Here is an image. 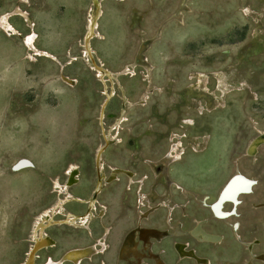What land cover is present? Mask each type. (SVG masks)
Wrapping results in <instances>:
<instances>
[{"label": "rangeland", "instance_id": "obj_1", "mask_svg": "<svg viewBox=\"0 0 264 264\" xmlns=\"http://www.w3.org/2000/svg\"><path fill=\"white\" fill-rule=\"evenodd\" d=\"M98 1L100 36L86 55L91 0H0V19L7 17V26L0 24V264L25 259L35 219L58 200L54 182L63 184L71 165L78 172L69 192L90 197L101 146V172L131 178L104 181L84 226L49 227L56 247L38 252V264L91 245L95 251L81 264H139L140 243L155 264H166L153 252L152 241L170 236L159 229L180 224L185 231L202 218L225 234L221 245L172 241L194 247L197 258L188 260L197 264H210L201 256L234 264L244 247L200 199L211 203L235 173L257 181L253 194L240 198L236 221L241 237L258 239L256 251L264 252V146L246 156L264 132V0ZM93 63L112 80L100 78ZM21 160L29 166L15 171ZM86 208L63 205L77 215ZM139 216L142 229L135 228ZM235 239L241 241L237 233ZM172 241L157 244L168 264L179 256ZM246 245L252 258L259 255Z\"/></svg>", "mask_w": 264, "mask_h": 264}, {"label": "bare ground", "instance_id": "obj_2", "mask_svg": "<svg viewBox=\"0 0 264 264\" xmlns=\"http://www.w3.org/2000/svg\"><path fill=\"white\" fill-rule=\"evenodd\" d=\"M92 7L94 8V14L89 16V20L86 25L84 38H83V49L85 51V54L91 55L90 50V40L93 38H99L100 34L97 31L98 25H97V19L99 17V11H100V4L98 0H91ZM6 16H2L0 19V24L3 26H7L6 24ZM28 20V19H27ZM33 39L34 35H30L27 37L26 43L30 50H33ZM152 39V38H151ZM92 57V56H91ZM93 59V57H92ZM95 66V64L93 63ZM130 66V64H128ZM98 75L100 78L104 79L108 77L110 80H112V76L110 73L101 67L95 66ZM123 91V89H122ZM113 89L111 92V95H108V99L112 96ZM109 94V93H108ZM122 98L124 95L122 94ZM102 108L100 110L99 114V120L101 121L104 117V111H103V104ZM124 104V103H123ZM121 109H125V106L122 105ZM120 109V112H121ZM106 145L107 138H106ZM105 145V146H106ZM264 146V132H259L248 144L246 148V156L247 157H253L256 156L258 153V149L260 147ZM104 151V147H99L97 151L95 152V159H94V166H96L97 171V177L92 189V193L90 197L83 199L78 196L72 195L69 192V189L72 188L77 181L74 180L75 177V171L74 166H70L66 171V179L63 184L58 183L57 181L54 182V189H56V192L59 195L58 200L51 206L46 209H44L35 219V222L32 226L31 233L29 236V241L31 242V245L29 249L26 252L25 259L19 263V264H38L36 262V254L43 250L53 249L56 247L55 241L51 239V237L47 234V229L51 226H58V225H64V226H72L76 228H80L79 226L81 223L84 224L89 222V218L91 216V211L94 208V205L96 203V198L94 194H99L100 190L102 189L105 183H111L114 180L118 178L119 175H125L126 177L131 178L130 173L123 172L118 169H113L110 176L107 177L101 172V158ZM26 160H21L18 163L15 164V171L25 169L28 167ZM78 172V170L76 171ZM254 182L251 179H248L244 176H242L240 173H235L231 175L225 183L222 185L220 190L221 196L219 199H216L211 203L210 205V212L212 216L216 219L226 220L228 218H231L236 215V208L239 205V198L242 195H248L252 193V188L254 186ZM222 189V190H221ZM62 195V198L60 197ZM78 203V204H85L87 206L86 211L82 215L72 214L70 212H67L63 209V205L66 203ZM229 205L230 209L225 210V206ZM56 215H60L61 217L56 218ZM102 215V214H100ZM201 222H197V227L194 231H192V236L196 238L199 242H207L211 244H220L222 242V238L220 235L208 233L201 228L200 225ZM136 228H144L141 226H138ZM166 231V230H164ZM168 232V231H167ZM185 231L182 230L180 225L175 228V234L176 236H182L185 235ZM131 240V239H130ZM122 246V245H121ZM177 251H178V257L180 260L185 259H192L197 258L196 254L193 250H188L186 248V245L184 244H177ZM94 245H91L87 248H78L66 251L63 255L58 257V260H53L51 258H47L43 263L41 264H63V262H73L74 264H81L82 260L89 254V252L95 251ZM121 249V248H120ZM135 252V251H134ZM133 253V251L131 252ZM62 257V258H61ZM207 263V261H206Z\"/></svg>", "mask_w": 264, "mask_h": 264}, {"label": "flooded vegetation", "instance_id": "obj_3", "mask_svg": "<svg viewBox=\"0 0 264 264\" xmlns=\"http://www.w3.org/2000/svg\"><path fill=\"white\" fill-rule=\"evenodd\" d=\"M230 177V176H229ZM249 178V177H248ZM228 179V178H227ZM226 179V180H227ZM251 179V178H250ZM225 180V181H226ZM253 180V179H252ZM253 182L255 183L254 184V186H253V189H254V187L257 185V181L256 180H253ZM220 189V188H219ZM219 189L216 191V194H215V196H214V198H213V200L211 201V203L215 200V202L217 201L216 199H218V196H219V194L221 193V191L220 192H218L219 191ZM253 189H252V193L251 194H253ZM222 190V189H221ZM251 194H249V195H251ZM249 195H244V196H249ZM241 197H243V196H241ZM240 197V198H241ZM209 197L208 196H202L201 197V199H200V203H202V206L203 207H206L207 209H208V211H209V213H210V210H209V205L211 204V203H206V200L208 199ZM240 198H239V205L241 204V201H240ZM258 203H260V202H255V203H252V208H254V209H257V207H254V205L255 204H258ZM264 203V202H263ZM238 205V206H239ZM230 208V206L229 205H227V206H225V209L226 210H228ZM237 209H238V207H237ZM236 213H237V215H236V217H234V218H232V219H229V220H233L232 222H230V223H227V221H229V220H218V219H216V218H214L213 216H212V214L210 213V219H213V220H215V221H219V222H221V221H223L224 223H226L228 226H229V228H228V231L230 232V235L232 236V238H233V240L235 241V243L239 246V247H241V246H243L244 247V251H245V253H244V257H242V253L240 252L239 253V256H238V260L234 263V264H264V252H258V251H256V250H258V247L261 245V242L258 240V239H256V238H253V239H248V240H244L242 237H241V235H240V233H239V227H240V223L238 222V221H236V218H238L240 215L238 214V210H236ZM58 216H60V215H58ZM143 216H144V214H143ZM168 218H169V220H168ZM143 219H145V218H143ZM142 220V216H139V218H138V221H137V225H136V227H138V226H140V221ZM166 222H169L171 219H170V216H168L167 218H166ZM198 221H202L201 223H200V227L201 228H203V230L204 231H206V232H208V233H213V234H217V235H220L221 236V238H222V242H221V244L224 242V240H225V234H221V233H218V232H216L215 230H213V229H210V228H208V227H206L205 225L206 224H208V219L207 218H202V219H193L192 220V225L190 226V227H188L187 229H184L185 230V235H182V236H176V234H175V227L177 226V225H175L174 227H172V228H169V229H159V230H166V231H168L170 234V236L168 237V238H166L165 240H168V241H172V240H176L178 237H187V238H189V239H192V240H194V241H196L197 243H200V244H203V245H207V244H210V245H214V246H219V245H221V244H211V243H207V242H199L196 238H194L193 236H192V231H194L195 229H196V227H197V222ZM235 223H238V226H237V231H236V228L234 227L233 228V224H235ZM180 225V224H179ZM181 226V225H180ZM135 227V228H136ZM134 228V229H135ZM146 228H150V227H146ZM156 229V228H155ZM183 229V228H182ZM133 230V229H132ZM131 230V231H132ZM151 230H154V229H150V230H145L144 229V231L145 232H150ZM212 230V231H211ZM256 231H258V230H255L254 229V231L253 232H255V233H257ZM130 232V231H129ZM128 232V233H129ZM127 233V234H128ZM237 233V235L241 238V241H239V240H236L235 239V234ZM126 234V235H127ZM126 235H125V237H126ZM237 237V236H236ZM125 239V238H124ZM124 239H123V241H124ZM140 240V239H139ZM165 240H163V241H165ZM137 241H138V239H137ZM163 241H161V242H163ZM255 241H257L258 243L257 244H255L254 245V242ZM161 242H155V241H152V243H153V252L155 253V254H157V255H159L161 258H162V260L163 261H165V263L166 264H168L167 263V261L165 260V258H167V256L168 255H166V251H164V250H158L157 249V244H159V243H161ZM176 242H179V241H172V244H171V250H172V252L175 254V252H174V243H176ZM249 243V245L251 246V249H253L252 250V253L253 254H259V255H254V258H252V255H251V252L249 251V250H247V245L246 244H248ZM177 244V243H176ZM176 244H175V246H176ZM184 245H186V248L188 249V250H194L195 248L194 247H192L188 242H185L184 243ZM194 248V249H193ZM138 249H139V251L143 254V258L142 259H140L139 260V264H155L154 263V261H153V259H152V256L151 255H147L146 253H145V251L143 250V244L142 243H140L139 244V247H138ZM197 250V249H196ZM195 251V250H194ZM197 253H198V255L199 256H201L200 254H199V251L197 250ZM165 254V255H164ZM175 256H176V258H177V263H174V264H178V262L179 261H183V260H180L178 257H177V255L175 254ZM201 257H205V258H208V260H210L211 262H210V264H213V261H212V259H210L209 257H207V256H201ZM263 257V258H262ZM258 258H261V259H258ZM189 263H191V264H197L195 261H193V260H188V259H186ZM64 263V262H63ZM224 264H230V263H228V262H225Z\"/></svg>", "mask_w": 264, "mask_h": 264}, {"label": "water", "instance_id": "obj_4", "mask_svg": "<svg viewBox=\"0 0 264 264\" xmlns=\"http://www.w3.org/2000/svg\"><path fill=\"white\" fill-rule=\"evenodd\" d=\"M95 157V156H94ZM95 159V158H94ZM94 196H95V198H96V194H94ZM221 196V193L219 194V196H218V199H219V197ZM106 235V233L104 232L103 233V237ZM62 258V257H61Z\"/></svg>", "mask_w": 264, "mask_h": 264}, {"label": "crops", "instance_id": "obj_5", "mask_svg": "<svg viewBox=\"0 0 264 264\" xmlns=\"http://www.w3.org/2000/svg\"><path fill=\"white\" fill-rule=\"evenodd\" d=\"M243 196V195H242ZM262 207V206H261Z\"/></svg>", "mask_w": 264, "mask_h": 264}]
</instances>
